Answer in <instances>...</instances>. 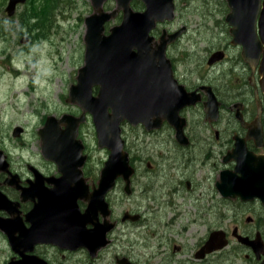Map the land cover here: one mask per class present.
<instances>
[{"label":"flooded vegetation","instance_id":"obj_1","mask_svg":"<svg viewBox=\"0 0 264 264\" xmlns=\"http://www.w3.org/2000/svg\"><path fill=\"white\" fill-rule=\"evenodd\" d=\"M172 1L173 18L159 22L152 32L159 43L166 41L165 74L153 89L163 90L161 100L167 111L152 116L148 123H120L129 179L117 175L102 195L106 184L103 169L111 150L100 146L98 140L108 156L98 171L90 170L83 124L78 128L72 172L70 162L61 171L45 156L40 133L37 161L34 154L24 157L23 153L33 148L23 141L25 126H14L9 142H4L0 130V222H24L26 226L30 222H114L107 232L108 243L96 254L86 247L68 249L38 242L32 253L49 264H68L70 254L77 251L89 254L85 264H97L101 250L115 239L117 264L124 258L138 264L129 249L119 247L120 236L113 237L115 232L126 231L125 226L131 227L126 233L136 231V226L146 231L142 245L151 246V239H158L150 255L159 256L160 264H264V182L259 179L264 167L260 164L264 157L261 62L253 67L244 60V47L234 35L237 23L228 19L232 13L228 0L218 12L220 17L210 15L211 11L199 12L201 34L193 45L199 41L207 50L213 47L212 53L206 59H192L188 53L184 57L182 41L191 22L182 11V0ZM131 4L136 12L146 9L142 0ZM230 48L239 51L235 57L241 65L226 68L222 64ZM184 95L185 105L172 116L171 109ZM161 100L157 97L151 103ZM66 126L60 124L62 129ZM17 128L22 129L18 135ZM124 202L127 208L117 205ZM202 228L201 234L198 229ZM0 231L12 250L8 264L20 254L11 247L5 231ZM213 232H221L227 244L207 250Z\"/></svg>","mask_w":264,"mask_h":264},{"label":"water","instance_id":"obj_2","mask_svg":"<svg viewBox=\"0 0 264 264\" xmlns=\"http://www.w3.org/2000/svg\"><path fill=\"white\" fill-rule=\"evenodd\" d=\"M27 1L9 0L6 7L8 16L16 13L18 4ZM91 1L94 12L86 18L85 64L79 69L77 84L71 86L69 97V101L80 104L84 112L80 117L64 115L57 119L49 116L39 132L45 156L54 160L61 171H65V163L69 165L70 162L72 172L75 146L79 143L78 128L86 120V113H90L100 146L111 150L103 169V181L106 183L102 190L104 196L117 175L123 174L126 179L130 176L120 123H148L152 116L163 115L167 111L164 100H161L163 90L153 89L165 74L166 41H154L151 31L157 22L173 18L174 4L172 0H142L146 9L136 12L131 7L132 0H117L124 17L120 25L112 27L110 33L106 34V23L117 15L118 10L106 12L103 5L107 0ZM228 3L232 11L228 19L237 23L238 31H234V35L244 47V60L253 67L261 62L260 75L264 90V0H228ZM95 87L99 88L97 94L94 93ZM154 93L157 95L153 96ZM157 97L161 101L151 103ZM185 100V95L178 99L174 110L171 109L174 113L172 116H177ZM64 123L67 126L62 129L60 124ZM21 130L17 128L15 134L18 135ZM260 164L264 165V157L260 158ZM259 179L261 183L264 182L263 166ZM95 191L99 193L100 188ZM103 204L105 208L106 202ZM90 223L94 226L88 227ZM113 225L114 222H102V225L98 222H30L26 226L24 222L3 221L0 222V229L7 234L13 250L20 254V258H13L8 264H49L41 256L32 253L38 242H53L68 249L84 246L96 254L99 248L108 243L107 232ZM207 244V250H214L225 246L227 241L221 232H213ZM121 263L131 264L127 258Z\"/></svg>","mask_w":264,"mask_h":264},{"label":"rangeland","instance_id":"obj_3","mask_svg":"<svg viewBox=\"0 0 264 264\" xmlns=\"http://www.w3.org/2000/svg\"><path fill=\"white\" fill-rule=\"evenodd\" d=\"M8 1L0 0V130L4 142H9L13 140V127L25 126L27 132L23 141L33 145V148L25 151L24 157L34 154V160L39 161L36 157L41 152L38 133L44 127L46 118L53 115L59 119L65 114L78 117L83 112L79 104L72 103L68 98L71 86L77 83L79 69L85 63V20L94 12V8L91 0H29L18 6L16 15L10 18L6 13ZM224 1H181L182 11L188 22H191V30L184 35L182 41L184 57L188 53L189 58L206 59L212 53L213 47L207 50L199 41L193 45L201 34V24L198 23L202 16L199 12L211 11L210 15L220 17L218 12L222 11ZM104 7L105 10L116 9L117 2L109 0ZM22 13L26 16L23 23ZM122 18L121 10L116 19L108 24V29L112 25L120 24ZM229 53L222 66L228 68L234 63L241 65L235 57L239 51L230 48ZM22 69L29 71L30 77L15 80L13 77ZM24 90L27 97L21 94ZM34 92L35 98L31 99ZM125 129L130 131L129 128ZM82 130V137L90 155V170L98 171L100 162L107 159L108 150L98 146L96 129L90 114H87ZM117 205L128 207L126 202ZM138 227H134L136 231L126 233L131 227L125 226L126 231L115 232L113 237L120 236L123 239L122 243L117 238L119 247L124 251L129 249L130 255L138 264H160L159 256L151 258L150 255L151 249L157 247L158 239L152 238L151 246L142 245L143 233L146 235V231ZM198 231L204 233L203 228ZM138 234L140 238L137 237ZM114 242L101 250L97 264H117L115 255L118 251ZM11 255L7 237L0 231V264H6ZM88 257L89 254L84 251L72 252L68 264H85Z\"/></svg>","mask_w":264,"mask_h":264},{"label":"bare ground","instance_id":"obj_4","mask_svg":"<svg viewBox=\"0 0 264 264\" xmlns=\"http://www.w3.org/2000/svg\"><path fill=\"white\" fill-rule=\"evenodd\" d=\"M18 72H19L18 75L16 77H13L15 80L18 79V78H28V77H30V72L27 71L26 69H24V70L23 69L22 70H18ZM21 94L27 97V92L25 90L22 91ZM33 98H35V92L31 96V99H33Z\"/></svg>","mask_w":264,"mask_h":264},{"label":"trees","instance_id":"obj_5","mask_svg":"<svg viewBox=\"0 0 264 264\" xmlns=\"http://www.w3.org/2000/svg\"><path fill=\"white\" fill-rule=\"evenodd\" d=\"M21 18H22V20H23L22 23L25 22V20H26V16H25L24 13L21 14ZM40 19H41V21H42V19H43L42 16H41ZM41 23H42V22H41ZM26 25H27V27H28V21L26 22Z\"/></svg>","mask_w":264,"mask_h":264}]
</instances>
